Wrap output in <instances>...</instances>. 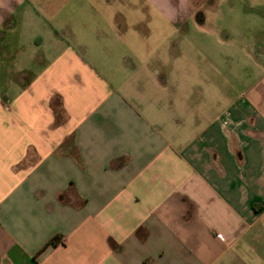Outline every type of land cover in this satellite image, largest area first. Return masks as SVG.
<instances>
[{
    "label": "crops",
    "instance_id": "obj_1",
    "mask_svg": "<svg viewBox=\"0 0 264 264\" xmlns=\"http://www.w3.org/2000/svg\"><path fill=\"white\" fill-rule=\"evenodd\" d=\"M120 1L86 19L78 0H0L6 59L10 35L51 42L0 92V264H264V44L230 95L153 58L171 35L138 64ZM144 1L179 32L191 18Z\"/></svg>",
    "mask_w": 264,
    "mask_h": 264
},
{
    "label": "rangeland",
    "instance_id": "obj_2",
    "mask_svg": "<svg viewBox=\"0 0 264 264\" xmlns=\"http://www.w3.org/2000/svg\"><path fill=\"white\" fill-rule=\"evenodd\" d=\"M78 1L85 4L95 3L97 0ZM85 5L86 8L82 10L74 8L76 15L78 18L83 16L93 19L92 8ZM117 6L126 19H132L128 20L129 23L127 22L123 29L132 35V40L127 42L125 47L139 54V57L135 58L140 65H144L146 60L151 62V56L158 54H149L147 43L156 50L161 44L157 37L165 35L166 38L171 35L172 41L170 40L169 44L172 45V53L153 57L161 58L169 68L193 65L202 67L205 69V76L217 80L221 86L226 83L230 95L242 91L251 75H257L253 67L261 62L264 44V0H189L185 10L191 14V18L180 24V32L175 24L170 25L168 21H162L160 14L147 1L121 0L117 2ZM93 8L96 15L100 16L103 10L99 4H93ZM102 15H105L104 11ZM150 19H154L152 24L149 23ZM148 33L155 40L147 41L145 36ZM8 39L3 41L1 46L5 47L7 59L0 49V92L7 88L16 69L27 67L36 74L40 67L37 66L35 58L41 53H46L51 44L47 40H26L18 34L10 35ZM154 61L153 63L156 62ZM200 78L197 80L190 76L183 78L179 73L172 74L176 83L182 80L191 83L193 81L195 85L197 81L204 82L202 76ZM207 90L205 89L208 94Z\"/></svg>",
    "mask_w": 264,
    "mask_h": 264
}]
</instances>
